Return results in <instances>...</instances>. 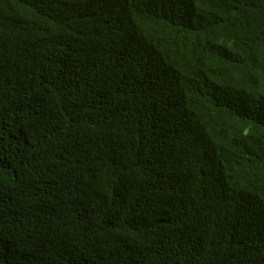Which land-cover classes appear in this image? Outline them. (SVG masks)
I'll return each mask as SVG.
<instances>
[{
	"label": "trees",
	"instance_id": "trees-1",
	"mask_svg": "<svg viewBox=\"0 0 264 264\" xmlns=\"http://www.w3.org/2000/svg\"><path fill=\"white\" fill-rule=\"evenodd\" d=\"M0 264H264V0H0Z\"/></svg>",
	"mask_w": 264,
	"mask_h": 264
}]
</instances>
